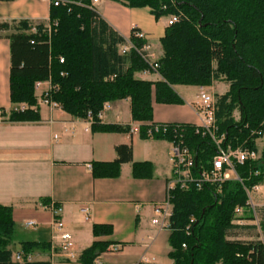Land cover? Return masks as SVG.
<instances>
[{"label":"trees","instance_id":"obj_1","mask_svg":"<svg viewBox=\"0 0 264 264\" xmlns=\"http://www.w3.org/2000/svg\"><path fill=\"white\" fill-rule=\"evenodd\" d=\"M92 1L69 0V4L52 6L48 25L24 21L14 28L0 24V30H15L8 36L10 100L12 105L27 106L22 112L11 113L10 120L40 121L35 86L43 81L55 87L51 99L73 118L87 120L88 113L93 114V132L128 131L103 125L98 115L106 104L129 99L132 119L143 123L141 136L148 139L154 101L183 104L176 86L227 84L229 91L215 96L218 135L224 137L225 148L245 146L259 158L244 164L234 161L238 179L208 184L201 190L176 187L171 192L169 256L173 264H264V214L260 229L247 231L255 232L253 240L230 239L238 237L241 230L234 223L236 209H248V192L264 184V141L259 151L254 134L264 123V0H107L130 9L148 8L156 20L179 19L167 27L161 40L163 54L157 72L162 80L157 83L136 79L135 74L148 66L134 51L120 53L126 39L102 19ZM134 44L141 47L143 42L134 40ZM177 126L195 156L194 176L210 171L218 152L214 141L196 134L192 126ZM152 138L172 142L173 133ZM116 151L115 162L93 164L96 179L118 178L121 165L133 162L132 147L120 146ZM152 170L150 163H133L134 178L151 177ZM41 203L50 205L48 200ZM248 219L253 220L252 216ZM112 233L111 226L93 227L95 237ZM14 235L13 209L0 205V264H50L29 260L35 248L43 247L34 242L21 244V261H16ZM110 246L94 242L80 263L94 264Z\"/></svg>","mask_w":264,"mask_h":264},{"label":"crops","instance_id":"obj_2","mask_svg":"<svg viewBox=\"0 0 264 264\" xmlns=\"http://www.w3.org/2000/svg\"><path fill=\"white\" fill-rule=\"evenodd\" d=\"M102 1L105 5L100 6ZM51 7L48 0H0V24L16 28L24 21L48 25ZM95 7L102 19L126 40L133 29L144 32L150 50L162 56L161 40L167 22L162 24V19L156 20L148 8L130 9L107 0H100ZM14 31L13 28L0 30V109L7 113L13 108L8 36ZM135 77L151 83L162 80L158 72L149 68ZM201 88L176 86L174 89L183 104L154 101L152 122L198 126L202 117L198 105ZM204 88L214 97L229 91V86L221 82ZM41 92H37L40 121L14 122L7 116L0 122V205L13 209L14 258L22 256V243L34 242L43 247L33 250L30 261L73 264L61 254V233L53 226L52 205L56 203L62 210L65 231L71 235L74 249L81 257L94 242H102L111 244L97 258L102 264H173L169 256L171 231L152 223L155 207L167 198V184L173 170L171 142L152 137L144 139L141 131L131 133V127L140 122L132 119L129 99L106 104L101 120L103 125L128 128V131L102 133L93 132L86 120L40 106ZM235 116L239 119L238 113ZM120 146L132 147L133 162L121 165L118 178L96 179L93 164L115 162L116 149ZM256 146L260 151L263 144L258 142ZM133 163L152 164L151 177L134 178ZM262 186L260 192H255L256 204L251 199L254 210L249 207L244 209L242 217L238 216L241 224L235 225L241 227L239 235L251 228L260 229L264 214ZM42 200L50 201V205L42 204ZM251 216L253 220L248 219ZM28 222L34 225L27 226ZM96 225L111 226L113 233L95 237ZM249 236L245 240H253ZM113 246H119L120 250L113 252Z\"/></svg>","mask_w":264,"mask_h":264},{"label":"built area","instance_id":"obj_3","mask_svg":"<svg viewBox=\"0 0 264 264\" xmlns=\"http://www.w3.org/2000/svg\"><path fill=\"white\" fill-rule=\"evenodd\" d=\"M52 6L58 7L65 4H69V0H48ZM100 0H93L92 5L95 6L98 4ZM178 18L176 16H171L167 22V27H170L178 22ZM31 31L34 33L35 28L32 27ZM132 38L126 40V43L123 44L120 48V53L122 55H128L132 51L136 52L143 60V62L148 66L151 71L157 72L159 68V60L160 57L153 53L150 50V47L146 44L147 35L140 31L139 29H133ZM133 39V41H132ZM134 40L142 41L143 45L141 47L134 44ZM64 60L61 59V63ZM46 86V89L43 87ZM36 91H40V100L39 104H43L49 107L52 111L64 112L63 107L60 103L51 99V91L55 88L51 85L50 82L39 81L36 83ZM199 100V110L201 113V122L198 126H195V132L202 137L211 138L215 145L217 146V155L213 159L212 169L210 171L205 170L200 173L199 176H194L193 169L196 166V159L194 154L188 148L186 144L185 137L180 129V126L173 125H162V124H148L147 125V134L150 137H153L156 134L166 135L170 131L173 133V141L171 142V156H172V176L167 184V198L166 201L160 205H157L154 209L155 218L152 223L156 226H159L161 229L169 230V218L172 215V206L170 204V194L176 187L181 188L182 190H189L192 187L201 190L208 184H223L224 182L232 179H238L234 161L238 164H244L247 160H257L259 158L258 153L248 149L245 146H240L235 150L231 148H225L224 137L218 135V127L216 125V101L215 97L208 92L207 89L202 87L198 96ZM106 108L104 106L103 111L98 115L99 120H102L103 113ZM27 109V106L24 104L13 105L12 110L7 113L3 109H0V122H4L7 116H10L13 112H22ZM89 124H93L94 116L90 112L88 113L87 120ZM143 124L137 123L131 127L132 134H138L141 131V127ZM263 128L261 131L254 132L255 135L258 136L256 145L258 142L263 144L264 141V123L262 124ZM263 185V184H262ZM262 185L256 186L253 190L255 192H260L263 188ZM249 202L248 205L254 210V206L252 204L250 198V192H248ZM52 212L54 216L53 226L54 228L61 233V245L60 251L65 260L73 264H79L81 256L78 255V252L74 249V245L72 243V238L69 233L65 231V225L61 219L62 210L56 205H52ZM244 212L243 208L236 209V216H241ZM193 223V220H191ZM235 224L240 225L241 220L237 219ZM27 226L34 225L33 222H28ZM120 250L119 246H113L112 251L118 252ZM30 260V258H29ZM16 261H21V256L18 255L16 257ZM103 262L100 259L95 261V264H102Z\"/></svg>","mask_w":264,"mask_h":264},{"label":"rangeland","instance_id":"obj_4","mask_svg":"<svg viewBox=\"0 0 264 264\" xmlns=\"http://www.w3.org/2000/svg\"><path fill=\"white\" fill-rule=\"evenodd\" d=\"M103 5H105V2H101L100 3V6H103ZM169 18L170 17H168V18H161L162 20H161V23L162 24H164L165 22H168V20H169ZM161 58V57H160ZM40 106H44L43 104H39ZM250 198L252 199V201H253V203L254 204H256L255 202V191L254 190H252V191H250ZM240 217H242V215L240 216ZM251 235H253V236H255V232H252V233H250ZM250 234H248L247 232H246V234H242V235H237L238 236V238L240 239V240H245L246 239V237L247 236H249ZM250 237V236H249Z\"/></svg>","mask_w":264,"mask_h":264}]
</instances>
